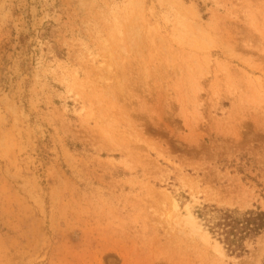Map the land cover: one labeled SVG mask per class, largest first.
I'll return each mask as SVG.
<instances>
[{
    "label": "rangeland",
    "instance_id": "rangeland-1",
    "mask_svg": "<svg viewBox=\"0 0 264 264\" xmlns=\"http://www.w3.org/2000/svg\"><path fill=\"white\" fill-rule=\"evenodd\" d=\"M205 205L264 210V0H0V264H264Z\"/></svg>",
    "mask_w": 264,
    "mask_h": 264
},
{
    "label": "trees",
    "instance_id": "trees-1",
    "mask_svg": "<svg viewBox=\"0 0 264 264\" xmlns=\"http://www.w3.org/2000/svg\"><path fill=\"white\" fill-rule=\"evenodd\" d=\"M197 214L208 231L235 256L248 253L246 242L264 232V210L260 207L241 211L205 205Z\"/></svg>",
    "mask_w": 264,
    "mask_h": 264
},
{
    "label": "bare ground",
    "instance_id": "bare-ground-1",
    "mask_svg": "<svg viewBox=\"0 0 264 264\" xmlns=\"http://www.w3.org/2000/svg\"><path fill=\"white\" fill-rule=\"evenodd\" d=\"M186 213H188V212H186ZM191 216V215H190ZM186 217H188V218H190L188 215H186ZM192 217V216H191ZM192 218H190V220H191ZM188 220V219H187ZM192 222H193V224H194V221H193V219L191 220ZM192 222H190L191 224H192Z\"/></svg>",
    "mask_w": 264,
    "mask_h": 264
}]
</instances>
